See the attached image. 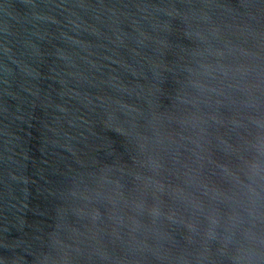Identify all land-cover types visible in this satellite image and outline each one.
Wrapping results in <instances>:
<instances>
[{"label": "water", "instance_id": "obj_1", "mask_svg": "<svg viewBox=\"0 0 264 264\" xmlns=\"http://www.w3.org/2000/svg\"><path fill=\"white\" fill-rule=\"evenodd\" d=\"M0 264H264V0H0Z\"/></svg>", "mask_w": 264, "mask_h": 264}]
</instances>
